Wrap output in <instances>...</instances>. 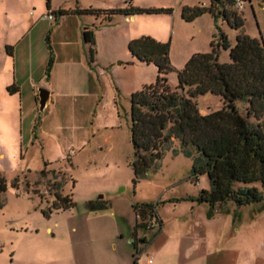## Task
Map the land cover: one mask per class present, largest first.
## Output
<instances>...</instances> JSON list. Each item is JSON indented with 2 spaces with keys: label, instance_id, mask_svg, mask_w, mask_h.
<instances>
[{
  "label": "rangeland",
  "instance_id": "obj_1",
  "mask_svg": "<svg viewBox=\"0 0 264 264\" xmlns=\"http://www.w3.org/2000/svg\"><path fill=\"white\" fill-rule=\"evenodd\" d=\"M129 2L142 10L170 11L136 12L130 21L129 14L113 13L106 20L100 13L92 27L94 57L102 61L91 70L100 79L96 91L85 85L78 96L52 99L40 113L36 106L30 109L29 97L20 106L17 96L0 91V173L6 181L0 264H264V205L227 201L210 207L194 201L209 187L208 179L189 176L190 158L177 150V140L171 143L177 151L165 150L157 167L135 184L130 166L129 96L141 87L135 82L152 83L157 71L152 63L118 62L130 57L125 36L168 43L171 69L165 76L173 89L177 70L192 53L208 51L219 31L233 44L237 30L208 12L181 18L182 5L209 0ZM242 2L241 9L233 5L243 17L242 31L264 42V0ZM94 3L103 9L129 5L126 0ZM29 11L26 0H0V39L32 22ZM48 22L37 26L45 31ZM46 42L40 38L43 74L46 57H53ZM218 61H229L228 49L219 48ZM195 102L203 113L222 106L220 96L211 93ZM236 106L242 110L244 103L238 100ZM15 177L17 187L11 184ZM54 191L70 194L74 205L52 208ZM140 202L154 205L144 226L136 225L132 209Z\"/></svg>",
  "mask_w": 264,
  "mask_h": 264
},
{
  "label": "trees",
  "instance_id": "obj_2",
  "mask_svg": "<svg viewBox=\"0 0 264 264\" xmlns=\"http://www.w3.org/2000/svg\"><path fill=\"white\" fill-rule=\"evenodd\" d=\"M76 8L62 13H104L110 20L113 13L133 15L141 11H170L168 8ZM234 0H209L208 4L182 5L181 18L189 21L208 12L221 16L237 30L233 44L219 31L218 40L210 42L206 52L192 53L184 66L177 70V84L171 89L165 74L171 69L167 42L141 35L127 41L130 56L137 62L152 63L156 77L143 84L129 96V138L132 147V182L146 176L157 167L163 152L178 142V151L190 158L189 176L205 174L209 187L200 189L192 197L197 203L210 207L232 201L236 205L262 203L264 205V42L242 31L243 17L234 8ZM88 44V60H93V29H82ZM46 39V37H45ZM228 49L229 61H218L219 48ZM11 55L10 46L5 47ZM52 58L49 56L45 75L48 76ZM9 93L15 91L7 86ZM211 93L220 96L219 109L201 113L195 98ZM244 107L239 110L236 101ZM172 151H177L171 148ZM44 172V171H42ZM11 184L17 187L15 177ZM6 181L0 173V207L4 202ZM51 207L66 209L74 205L70 194L54 191ZM136 225L144 226V219L154 215L151 202L132 205ZM147 225V224H146ZM150 225V223L148 224Z\"/></svg>",
  "mask_w": 264,
  "mask_h": 264
},
{
  "label": "crops",
  "instance_id": "obj_3",
  "mask_svg": "<svg viewBox=\"0 0 264 264\" xmlns=\"http://www.w3.org/2000/svg\"><path fill=\"white\" fill-rule=\"evenodd\" d=\"M95 1L98 0H44V2L42 0H26L27 6L30 8L29 13L32 15V22L30 20L23 29L11 32L0 39V59L3 62V67L0 68V73H2L0 91L6 95L17 96L20 106L22 100L29 97L32 110L34 106L37 107L38 86H44L49 90L48 104L52 99L78 96L83 92L85 85H88L89 90L96 91L95 84L97 81L100 82V79L98 74L93 75L91 70L97 68L94 62L102 64V61L99 59L96 61L93 54V60L89 62L88 44L83 40L82 29H92L94 24L99 22L100 15L58 13V10L70 11L76 8L103 10L104 7L96 5ZM31 7H34L33 12H31ZM47 11L53 14L51 20L42 17ZM132 17L130 15L126 19L130 21ZM40 20L49 21L45 31L37 26ZM134 37L137 35L130 33L125 36L123 42L127 43ZM40 38L42 42L44 39L47 41L46 44H51V48H53V57L48 54L45 61L46 66L49 56L52 58L48 76L41 71L45 59L41 51ZM6 46H10L11 55L6 53ZM122 58L124 59L118 62L131 63L135 61L131 56L123 55ZM135 83L141 86L145 84L142 80ZM9 85L15 89L14 92L9 93L6 90ZM198 110L200 111L199 108Z\"/></svg>",
  "mask_w": 264,
  "mask_h": 264
},
{
  "label": "water",
  "instance_id": "obj_4",
  "mask_svg": "<svg viewBox=\"0 0 264 264\" xmlns=\"http://www.w3.org/2000/svg\"><path fill=\"white\" fill-rule=\"evenodd\" d=\"M49 101V90L44 86L37 87V109L38 113H40L43 108L48 104Z\"/></svg>",
  "mask_w": 264,
  "mask_h": 264
},
{
  "label": "built area",
  "instance_id": "obj_5",
  "mask_svg": "<svg viewBox=\"0 0 264 264\" xmlns=\"http://www.w3.org/2000/svg\"><path fill=\"white\" fill-rule=\"evenodd\" d=\"M234 6H235L237 9H241V8H243V2H242V0H234ZM42 17H43L44 19L51 20V19L53 18V14H52V12L47 11L46 13H44V14L42 15ZM150 225H152L151 222H150ZM148 261H150V259H148Z\"/></svg>",
  "mask_w": 264,
  "mask_h": 264
}]
</instances>
